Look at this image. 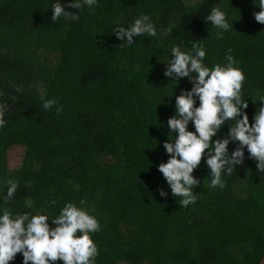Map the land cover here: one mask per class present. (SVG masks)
I'll list each match as a JSON object with an SVG mask.
<instances>
[{"label": "trees", "instance_id": "16d2710c", "mask_svg": "<svg viewBox=\"0 0 264 264\" xmlns=\"http://www.w3.org/2000/svg\"><path fill=\"white\" fill-rule=\"evenodd\" d=\"M216 1L97 0L94 9L66 8L79 13V21L54 22L57 0H0V102L9 106L0 128V215L4 207L14 214L43 210L54 228L51 217L65 204L84 207L101 224L93 234L96 264H263L264 173L257 161L245 148L244 163L231 176L223 174L226 187L211 188L205 154L193 172L200 181L197 201L182 208L158 167L170 158L164 143L174 139L167 121L176 114V96L193 83L164 75L177 45L153 61L114 32L143 14L157 32L174 30L189 9ZM223 9L232 26L223 39L211 24L196 41L209 67L225 63L232 49L246 77L242 94L249 106L243 111L254 124L264 106V24L254 16L261 9L257 0H227ZM179 46L192 49V43ZM17 86L23 90L16 92ZM41 97L58 99L63 112L57 115L59 105L45 111ZM230 124L213 140L225 138ZM188 130L195 132L192 122ZM237 147L230 143L229 153ZM13 148L23 157L11 170ZM7 179L19 187L5 205ZM9 264H23L22 253Z\"/></svg>", "mask_w": 264, "mask_h": 264}, {"label": "clouds", "instance_id": "9594fccd", "mask_svg": "<svg viewBox=\"0 0 264 264\" xmlns=\"http://www.w3.org/2000/svg\"><path fill=\"white\" fill-rule=\"evenodd\" d=\"M85 5L94 9L97 0H75L67 5L57 0L52 5L51 20L55 22L63 17L79 21V13L67 11L66 8L81 11ZM257 6L261 10L254 13L255 20L264 24V0H257ZM227 16V11L217 4L205 18L206 22L220 30L217 39H223V33L232 27ZM114 32L121 41L127 37L124 43L129 46L134 43V37L145 34L148 37L157 36L156 25L147 14L135 18L128 27L119 26ZM171 32L172 28L168 27L162 34L167 36ZM171 53L172 59L167 63L164 75L176 81L187 77L193 87L176 96V114L167 121L174 139L164 143L170 158L166 163H160L158 170L170 186L172 195L181 197L180 206L187 208L197 201L198 195L194 189L200 181L193 176V172L200 166L205 154L211 174L208 186L211 188L226 187L227 181L223 179V174L231 176L235 166L244 163L245 148L250 158L257 161V169L264 173V106L258 108L254 124L250 123L248 114L243 111L249 106L242 94L245 73L231 54V48L227 49L226 62L216 63L212 67L204 63L207 53L199 41L192 42L190 51H183L177 45L172 47ZM22 90L16 87V92ZM196 98L199 100L198 107ZM41 99L45 111L59 105L56 98ZM8 111L7 102H0V128L6 126ZM62 112L63 106H57V115ZM228 121H231L228 135L213 140ZM190 122L194 124L195 132L188 130ZM177 132L178 135H174ZM232 142H238V147L230 154L228 146ZM6 184L7 193L2 197L5 205L15 196L19 181L7 179ZM26 187L31 188V182ZM159 194L168 196L163 188L159 189ZM44 203L49 202L46 200ZM51 203L56 204V201L52 200ZM79 204L84 205L85 201L81 200ZM49 218L43 210L35 214H14L10 208L4 207L0 215V264H9L18 253L23 255V264H55L59 260L64 264H96L99 248L93 234L101 231L96 216L84 207L69 202L62 207L58 216L51 217L56 227H51Z\"/></svg>", "mask_w": 264, "mask_h": 264}, {"label": "rangeland", "instance_id": "374dc122", "mask_svg": "<svg viewBox=\"0 0 264 264\" xmlns=\"http://www.w3.org/2000/svg\"><path fill=\"white\" fill-rule=\"evenodd\" d=\"M217 4L223 9L227 4V0H218L213 4L196 5L192 7L189 9V13L181 26L172 30L171 34L167 36L157 32L156 37H148L146 34L134 37V51L139 56L157 61L163 57L166 47L188 44L196 41V39H198L211 25L210 22H206L205 18L210 14L212 7ZM132 23L133 22L126 21L125 27L130 26ZM22 157L23 150L20 148H13L8 156L9 168L11 170L17 168L22 162Z\"/></svg>", "mask_w": 264, "mask_h": 264}]
</instances>
